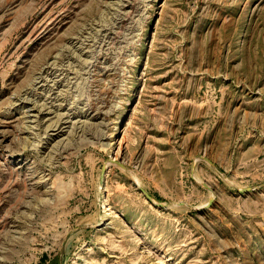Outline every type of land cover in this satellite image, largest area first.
<instances>
[{
    "label": "rangeland",
    "instance_id": "obj_1",
    "mask_svg": "<svg viewBox=\"0 0 264 264\" xmlns=\"http://www.w3.org/2000/svg\"><path fill=\"white\" fill-rule=\"evenodd\" d=\"M0 264H264V0H0Z\"/></svg>",
    "mask_w": 264,
    "mask_h": 264
},
{
    "label": "water",
    "instance_id": "obj_2",
    "mask_svg": "<svg viewBox=\"0 0 264 264\" xmlns=\"http://www.w3.org/2000/svg\"><path fill=\"white\" fill-rule=\"evenodd\" d=\"M140 190L148 197V198H152L151 195L148 193L147 190H145L143 187H140ZM160 205V204H159Z\"/></svg>",
    "mask_w": 264,
    "mask_h": 264
},
{
    "label": "bare ground",
    "instance_id": "obj_3",
    "mask_svg": "<svg viewBox=\"0 0 264 264\" xmlns=\"http://www.w3.org/2000/svg\"><path fill=\"white\" fill-rule=\"evenodd\" d=\"M131 4H132V3H131ZM72 56H73V55H72ZM19 99H20V98H19ZM84 124H85V123H84ZM49 126H50V125H49ZM26 127H27V126H26ZM24 128H25V127H24ZM40 128H41V127H40ZM56 129H57V128H56ZM46 130H47V129H46ZM89 130H90V129H89ZM73 131H74V130H73ZM70 132H71V131H70ZM70 132H69V133H70ZM76 133H77V132H76ZM93 133H94V131H93ZM29 134H30V133H29ZM84 134H85V133H84ZM91 134H92V133H91ZM77 135H78V134H77ZM79 135H81V134H79ZM80 137H81V136H80ZM37 139H38V138H37ZM80 139H81V138H80ZM82 140H83V139H82ZM82 140H81V141H82ZM67 141H68V140H67ZM62 142H63V141H62ZM70 142H71V141H70ZM68 143H69V142H68ZM65 144H66V143H65ZM56 146H57V145H56ZM69 146H70V145H69ZM63 148H64V146H63ZM55 150H56V149H55ZM65 151H66V150H65Z\"/></svg>",
    "mask_w": 264,
    "mask_h": 264
}]
</instances>
